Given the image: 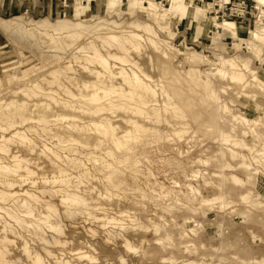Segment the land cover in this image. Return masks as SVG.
<instances>
[{
    "label": "rangeland",
    "instance_id": "obj_1",
    "mask_svg": "<svg viewBox=\"0 0 264 264\" xmlns=\"http://www.w3.org/2000/svg\"><path fill=\"white\" fill-rule=\"evenodd\" d=\"M151 1L162 14L173 0ZM254 1L245 0L252 16L239 19L227 18V10L218 15L211 12L218 8L204 7L208 23L203 30L182 16L165 29L166 20L128 4L99 11L98 0H53L54 13H46L38 6L45 9L48 0L4 1L17 4L19 10L0 14V125L16 122L15 129L28 134L27 140L14 139L10 153L27 158L28 167L37 174L31 180L35 185L29 181L22 186L16 175L1 174L16 186L11 189L3 183L0 191L16 195L0 206L18 214L20 201L26 200L35 214L46 213L47 208L56 214L51 221L59 223L65 235L62 246L51 248L56 259L50 264L60 260L71 264H264V7ZM183 2L191 15L195 6H203ZM79 6H86L85 15ZM225 19L236 23L237 40L216 28L215 23ZM140 22L156 31L157 49L148 43L147 34L140 32L144 39L130 56L142 78L143 74L154 79L149 84L158 96H144L149 101L146 107L138 99L113 98L114 106L106 107L101 117L90 114L88 106L84 113L75 111L76 99L60 94L56 84H47L52 80L47 72L64 66L70 53L61 54L66 56L62 64L51 58V53L37 51L28 37L29 30L41 44L54 38L58 45L65 32H72L79 37L76 46H86L85 38H92L100 47L98 31L105 32L113 23L129 27ZM253 32L257 40L249 39ZM111 63L118 72L121 64ZM72 64L74 73L68 75L72 79L65 85L78 95L74 84L94 79ZM125 67L135 70L129 64ZM215 68L228 73L227 78L220 72L212 75ZM232 76L236 80H230ZM192 77L209 81L215 99H208ZM113 83L129 91L117 78ZM165 84L178 92L173 100L167 98ZM44 90L56 91L60 102L46 98ZM64 100L70 103L66 105ZM178 103L183 107L182 117L174 112ZM12 133L8 131L10 136ZM63 178L70 182L67 186L60 183ZM61 195L80 196L72 203L63 202ZM0 216V233L8 221L14 232L22 235L18 238L8 233L14 240L8 245V259L27 263L21 251L24 241L45 256L32 233H22L4 213ZM47 232L46 238L51 239L52 233ZM78 252L94 261L79 259Z\"/></svg>",
    "mask_w": 264,
    "mask_h": 264
},
{
    "label": "bare ground",
    "instance_id": "obj_2",
    "mask_svg": "<svg viewBox=\"0 0 264 264\" xmlns=\"http://www.w3.org/2000/svg\"><path fill=\"white\" fill-rule=\"evenodd\" d=\"M83 1V0H82ZM101 1V2H100ZM104 1V2H103ZM155 1V0H154ZM257 2H259L260 4L263 5L264 7V0H255ZM254 1V2H255ZM99 4H100V9L101 10H107V11H111L113 9H118L120 8L122 5L124 4H128L129 7L131 8H136L142 11H151L153 12L152 14H154L156 17H161V19L166 20L167 22V26L166 28H170L171 24H172V20L178 19L179 17H183L185 20H187V22H189V24H194L198 23L199 25H196V29L199 30H203L204 28H206V25L208 23L207 21V15L205 13L204 7H209L210 9H217L215 8V4L213 3H206L203 4V6L201 7H197L195 6L196 10L194 12V15H191L192 12H190V10H188L187 6L184 4L183 0H173L171 1V5L169 9L166 10H162L163 13L162 14H158L159 12H161L158 8V5L155 4L153 1L151 0H98ZM230 2V0H217L216 3L217 5H219L221 10H227V18H229L230 16V11L229 9L225 6L226 4H228ZM191 4H194L192 2H190ZM82 4V2H81ZM80 4V6H81ZM127 5V6H128ZM79 6V7H80ZM78 7V10H80V13L85 15L86 11V6L84 7ZM118 7V8H117ZM128 11V10H127ZM133 13V12H131ZM130 13V14H131ZM154 16V17H155ZM155 17V18H156ZM156 21V20H155ZM137 22V21H136ZM130 24V23H129ZM142 23H133L131 25H129V27H123L121 24L119 23H113L111 28H107L105 29V32L98 31L99 33H97V40H101V46L98 47L96 45L95 40L91 39H86V46H81L78 45L76 46L74 44V42H76L79 37L76 36L75 34H72V32H65L64 35L61 36L60 38V42L58 43V45L56 44V41L54 38H49V41L51 43L49 44H41V42L39 41V38H37V36L35 35V33L30 32L28 30V37L29 39L33 42V45H35L37 47V51L39 50L42 53H51L50 57L54 58L55 61L61 62V60L66 57H62L61 54L64 53H70V60L65 63L64 66L61 67H57L54 68L55 70L52 71V69H50V71L52 72H47L48 74L50 73L51 75V79L50 83L47 84H51L54 83L56 84L57 89L60 91V94H65L69 97V99H76L78 102L76 104V106L73 108L75 111H79L81 113H84L85 110H88V107H90L89 112L90 114H92L93 116H99L101 117L104 114V110H106V107H112L114 106L115 102L113 101V98H117L118 100L121 99L122 101L124 100H133L134 99H138V102L146 107L148 106L149 101H146L144 99V96L147 97H151V98H156L157 92L155 87L151 86L149 84V82L154 81V79L152 80V78H150L149 76L143 75V78L141 77V74L138 73V66L136 64V62H134L130 56L132 51H138L139 50V41L143 40V36L140 34V32H145L147 34V41L148 43L155 49H157V43L154 41V37L156 36V31L154 30V28L149 24L147 25H141ZM128 25V24H127ZM216 28H218L220 30L221 33H228L230 36L234 37L236 40L238 39V32H237V25L235 22L233 21H227L226 19L223 22L220 23H215ZM161 27V26H159ZM2 28V26H1ZM105 28V27H104ZM114 28L118 29L119 31L115 30ZM3 29V28H2ZM160 29V28H159ZM164 29V28H163ZM113 30L116 33H113ZM104 31V29H103ZM218 33V32H217ZM44 35V34H41ZM217 35V34H216ZM48 36V35H47ZM250 37L255 38L257 37V34H255L254 32L250 34ZM257 40V39H256ZM141 42V41H140ZM145 42V41H144ZM50 44H54V45H50ZM113 48H116L115 52H112L111 50H113ZM26 50V49H25ZM105 50V51H104ZM43 55V54H42ZM47 57V55H45ZM39 57V56H38ZM42 59V58H41ZM38 60V59H37ZM51 60V59H50ZM40 61V59H39ZM43 61V60H42ZM111 61L117 63L119 62V65L121 64V67L118 68V72L114 71V68L116 67L115 64L111 63ZM24 62V61H23ZM64 62V61H63ZM62 63V62H61ZM72 63L77 64L81 67V69L83 70V72L85 74H87V76L92 77L94 79V82L92 83H83L82 85H78V84H74L76 85L75 87L78 89L79 94L75 95V93L73 94L72 91L70 90L71 88L67 85H65V83H70L71 81V76H68L69 74H72L73 68H72ZM47 64V63H46ZM59 64V63H58ZM63 64V63H62ZM131 65L135 68V70L132 68L129 71L126 69V65ZM231 64V63H230ZM4 65V64H2ZM48 65V64H47ZM224 65V63H223ZM232 65V64H231ZM18 66V65H17ZM32 66V65H30ZM46 66V65H45ZM55 66V65H54ZM35 67V66H34ZM49 67V66H48ZM52 67V66H51ZM76 67V66H75ZM125 67V68H124ZM129 67V66H127ZM79 68V67H77ZM75 70V69H74ZM27 71V70H26ZM30 72V71H29ZM78 71L76 70L75 73H77ZM139 72H141L139 70ZM220 72L218 71L216 68L213 69L211 71V74L214 75L215 73ZM224 72V73H223ZM222 73L220 72V74L222 75V77H226L225 71H223ZM31 73V72H30ZM29 73V74H30ZM79 73V72H78ZM234 73V72H233ZM32 74H34L32 72ZM165 75V74H164ZM169 75V74H168ZM16 76V75H15ZM29 76V75H28ZM73 76V75H72ZM231 76V75H229ZM80 77V76H79ZM78 77V78H79ZM41 78V77H40ZM81 78V77H80ZM79 78V79H80ZM118 79L121 81V84L125 87L129 88L128 92H125L124 88L122 86H115L113 83L114 79ZM160 78V77H159ZM193 78V77H192ZM227 78V77H226ZM18 79V78H17ZM46 79V78H45ZM202 79V78H201ZM199 79V77L197 78H193V83L196 85V87H202V89L207 93H205V95H207L208 99H215L216 92L214 91V89L212 88V85L209 81H204ZM230 80L234 81L236 80L235 76H232L231 78H229ZM40 80V79H39ZM42 80V78H41ZM84 80V79H82ZM35 81V80H34ZM85 81V80H84ZM89 81V80H88ZM91 81V80H90ZM148 81V82H146ZM44 82V81H43ZM49 82V81H48ZM74 82V81H73ZM155 82V81H154ZM31 83V82H30ZM118 83V82H117ZM35 84V82H34ZM72 84V83H71ZM81 84V83H80ZM154 85V83H151ZM157 84V83H156ZM118 85V84H116ZM160 85V84H159ZM40 86V85H39ZM50 86V85H49ZM73 86V85H72ZM27 87V86H26ZM32 87V86H31ZM38 87V85H37ZM163 87L168 90L169 94L168 95V99H172L177 97L179 94L178 92H176V90L170 86V85H163ZM23 88V87H22ZM40 89V87H38ZM37 88V89H38ZM73 88V87H72ZM19 89V88H18ZM36 89V88H35ZM36 89V90H37ZM45 89V88H44ZM180 90V89H179ZM14 91V89H13ZM28 92V91H27ZM45 92V93H44ZM44 95L46 98H49L51 100L54 101H59V98H61V96L59 97V95H55L56 91H52V90H44ZM172 92V93H171ZM19 93V92H18ZM140 93V94H139ZM17 94V93H16ZM40 95L41 92L39 93ZM38 94V96H39ZM139 94V95H138ZM37 95V94H36ZM138 95V96H137ZM35 96V95H34ZM33 96V97H34ZM135 96V98H134ZM137 96V97H136ZM57 97H59L58 99H56ZM203 97V96H202ZM206 97V99H207ZM66 99V98H65ZM207 99V100H208ZM117 101V100H116ZM35 102V101H33ZM32 102V103H33ZM63 102V100L61 101V103ZM156 102V101H155ZM190 102V101H188ZM21 103V102H20ZM19 103V104H20ZM64 103L67 105L70 102L67 100H64ZM73 103V102H72ZM117 103V102H116ZM124 103V102H123ZM134 103V102H133ZM154 103V102H153ZM18 104V105H19ZM59 104V103H58ZM63 104V103H62ZM125 104V103H124ZM155 104V103H154ZM34 105V104H33ZM32 105V106H33ZM127 105V104H126ZM165 105V104H164ZM189 105V103H188ZM17 106V105H16ZM20 106V105H19ZM18 106V107H19ZM52 106V105H51ZM88 106V107H87ZM128 107H132V105H127ZM15 107V106H14ZM27 107V105L25 106ZM35 107V106H34ZM134 107V106H133ZM132 107V108H133ZM154 107V106H153ZM118 108V107H117ZM142 108V107H141ZM166 108V107H165ZM34 109V108H32ZM124 109V107H123ZM159 109V108H158ZM182 105H180L179 103L175 105L174 107V112L177 115H181L182 117ZM45 110V109H44ZM108 110V109H107ZM110 110V109H109ZM129 110V109H128ZM14 111V110H13ZM113 109L110 111V113H112ZM10 112V111H9ZM53 112V111H52ZM51 112V113H52ZM86 112V111H85ZM114 112V111H113ZM118 112V111H117ZM160 113V111H158ZM134 113V112H133ZM32 114V113H31ZM187 115V114H186ZM109 116V114H108ZM114 116V115H113ZM156 116V115H155ZM57 118V116H55ZM60 117V116H59ZM71 117V116H70ZM67 118V117H66ZM73 118V117H72ZM90 118V117H89ZM104 118V117H103ZM106 118V117H105ZM154 118V117H153ZM187 118V117H186ZM28 119V118H27ZM26 119V120H27ZM33 119V118H32ZM31 119V120H32ZM39 119V118H38ZM54 119V118H53ZM59 119V118H58ZM65 119V117H64ZM62 119V120H64ZM68 119V118H67ZM100 119V118H99ZM99 119L96 121L98 122ZM110 118H106V120ZM31 120L29 122H31ZM44 120V119H43ZM70 120V118L68 119ZM66 120V121H68ZM91 120V119H90ZM117 120V119H116ZM119 120V119H118ZM25 121V120H24ZM35 120H32V122ZM37 121V120H36ZM36 121L34 123H36ZM39 121V120H38ZM42 121V120H41ZM65 121V123H66ZM73 121V120H72ZM86 121V120H85ZM89 121V119L87 120ZM86 121V122H87ZM153 121V120H152ZM12 122V121H11ZM31 122V123H32ZM43 122V121H42ZM55 122V121H54ZM59 122V121H58ZM71 122V121H70ZM84 122V121H83ZM107 122V121H106ZM125 122V121H124ZM23 123V122H22ZM37 123H40L37 122ZM72 123V122H71ZM91 123V121H90ZM167 123V122H166ZM8 124V123H7ZM18 124H20L18 122ZM24 124V123H23ZM27 124V123H25ZM30 123H28L29 125ZM85 124V123H84ZM87 124V123H86ZM15 125L16 122H12L6 126H2L0 125V186L1 184H5L7 185V188H14V186H16V183H13L12 181L10 182L9 179L5 180L3 179L4 177H1V174L3 175V173H10V174H14L19 178V181L22 185L27 184L29 181L35 185V181H31L33 175L35 174L27 165V161L21 159L19 156L17 155H12L10 153V145L12 144V142L14 141V139H18L16 141H24L27 140L28 138L26 137L28 134H23L20 133V130L17 131V129H15ZM27 125V126H28ZM38 125H41L38 124ZM54 125V124H53ZM58 125V124H57ZM65 125V124H64ZM101 125V124H100ZM109 125V123H108ZM170 126V124H168ZM26 126V125H25ZM55 126V125H54ZM71 126V124H70ZM83 126V125H82ZM86 126V125H85ZM94 126V125H93ZM117 126V125H116ZM130 126V125H129ZM16 127H19L18 125ZM23 127V126H22ZM53 127V126H52ZM105 127V125L103 126ZM102 127V128H103ZM109 127V126H108ZM115 127V126H114ZM20 128V127H19ZM25 128V127H24ZM28 128V127H27ZM25 128V129H27ZM30 128H33L32 126ZM42 128V127H41ZM49 128V127H47ZM46 128V129H47ZM23 129V128H22ZM75 129V128H74ZM77 129V128H76ZM80 129V128H79ZM30 130V129H28ZM8 131H13L12 135L10 136L8 134ZM42 131V130H41ZM79 131V130H78ZM26 132V131H25ZM35 134L37 131H34ZM33 132V133H34ZM59 132V131H58ZM83 132V131H82ZM29 133V132H26ZM31 133V131H30ZM29 133V134H30ZM32 133V135H33ZM61 133V132H59ZM113 133V131H112ZM39 134V133H38ZM45 134V133H43ZM37 135V134H36ZM46 135V134H45ZM48 135V134H47ZM46 135V137H47ZM79 135V134H78ZM115 135V133L113 134ZM35 136V135H34ZM83 136V134H82ZM38 137V135H37ZM41 137V136H40ZM38 137V139L40 138ZM51 137V136H50ZM55 137V136H54ZM102 137V136H101ZM118 137V136H117ZM48 138V137H47ZM69 138V137H68ZM41 139V138H40ZM52 139V138H50ZM55 139V138H54ZM88 139V138H87ZM118 139V138H117ZM53 140V139H52ZM57 140V139H56ZM29 141V140H28ZM58 141V140H57ZM64 141V140H63ZM103 142V141H102ZM16 143V142H15ZM20 143V142H19ZM30 143V141H29ZM59 143V142H58ZM69 143V142H68ZM80 143V142H79ZM60 144V143H59ZM119 144V143H118ZM22 145V144H21ZM49 145V143H48ZM53 145V144H52ZM81 145V144H80ZM98 145V144H97ZM67 146V145H66ZM92 146V145H91ZM99 146V145H98ZM101 146V145H100ZM115 146V145H114ZM50 147V146H48ZM63 147V146H62ZM96 147V146H94ZM52 148V147H51ZM54 148V147H53ZM80 148V147H79ZM82 148V147H81ZM86 148V147H85ZM47 149V148H46ZM58 149V148H57ZM43 150V149H42ZM48 150L50 151L51 149L48 148ZM57 151V150H55ZM41 152V151H39ZM64 152V151H63ZM29 153V152H27ZM45 153V152H44ZM62 153V150H61ZM71 152H69L70 154ZM65 154V153H64ZM74 157H75V153L73 151ZM107 155V154H105ZM50 156V155H49ZM73 156V155H72ZM71 156V158H72ZM79 156V155H78ZM59 158V157H58ZM57 158V159H58ZM4 159L9 160L10 163H5V161H3ZM70 160V159H69ZM49 161V160H48ZM51 162V161H50ZM86 163V162H85ZM90 166V165H89ZM32 167V166H31ZM39 168V167H38ZM65 173V172H64ZM68 173V172H67ZM71 173V171H70ZM69 173V174H70ZM37 174V172H36ZM35 174V175H36ZM48 176V175H46ZM70 176V175H69ZM77 176V174L75 175ZM68 177V176H67ZM66 177V178H67ZM73 177V175H72ZM8 178V177H7ZM56 178V177H55ZM46 179V178H44ZM69 179V178H68ZM42 181V179H40ZM50 180V179H49ZM72 180V179H71ZM78 180V179H77ZM45 181V180H44ZM43 181V182H44ZM46 181L48 182V179H46ZM57 180L54 179V182H56ZM60 183L62 185H68L66 179H59ZM52 182V181H51ZM50 183V182H48ZM46 183V184H48ZM58 183V182H57ZM76 183V181L74 182ZM85 183V182H84ZM90 183V182H89ZM55 184V183H54ZM51 185V184H50ZM56 185V184H55ZM73 185V184H72ZM5 187V186H4ZM18 187V186H17ZM21 188V187H20ZM24 188V187H23ZM22 188V190H23ZM52 188V187H51ZM57 188V187H56ZM60 188V187H59ZM53 189V188H52ZM66 189V188H65ZM71 189V188H70ZM21 190V192H22ZM37 190V189H36ZM48 190V189H47ZM61 190V189H60ZM7 191V190H5ZM12 191V190H11ZM14 191V190H13ZM26 191V190H25ZM51 191V190H50ZM55 191V190H54ZM53 192V191H51ZM71 192V191H70ZM8 193V192H7ZM6 192H2L0 191V204L1 203H7V198H11L13 196L16 195L15 192L7 194ZM19 193V192H17ZM27 194V193H26ZM47 195V194H46ZM31 197V195H29ZM80 196V195H79ZM77 195H71V197L69 196H63L61 195V199L63 202H72V203H77L78 198L79 197ZM58 197V196H57ZM15 199V198H14ZM32 200V198H31ZM13 201V200H12ZM63 204V203H62ZM79 204V203H78ZM77 204V205H78ZM13 205V203H12ZM6 206V205H4ZM16 206V205H15ZM12 207V206H11ZM8 207H2L0 206V212L4 213L5 216L8 217V219H10L15 225L19 226L20 228H22V233L25 232H29L32 233V236L34 239H36L37 241L40 242V246H42L43 251L45 252V256L43 257L42 254H40L37 251H34L33 248L29 245L28 242L24 241V246L21 249L23 256L26 258V264H50V262H52V259H56V256L54 254V252L51 250V248H55L58 246H62L63 242L61 241V237L65 235L64 229L62 228V226L59 223H52L51 220H53L54 217H56V214L53 213L50 208H47V212L46 213H38L35 214L34 209L31 207V205L25 200V201H20L19 203V213H14L11 212L7 209ZM10 208V207H9ZM16 208L13 205V209ZM71 209V208H70ZM105 209V208H104ZM64 211V210H63ZM60 212V211H59ZM82 216V215H81ZM84 216V215H83ZM91 216V215H90ZM0 218H2V216H0ZM104 218V217H103ZM107 218V217H106ZM65 219V218H64ZM120 220V219H118ZM121 221V220H120ZM123 221V220H122ZM119 222V221H116ZM126 222V221H125ZM124 222V223H125ZM12 223V224H13ZM68 223V222H67ZM106 223V222H105ZM111 223V222H110ZM115 223V222H114ZM7 225H5L3 227V230L0 233V264H16L15 262H12L11 259H8V254H9V249H8V245L10 243H13L14 240H11L8 237V233L14 234L16 235L18 238H21V232H14V229L12 227V225L8 224V221L6 222ZM109 224V223H107ZM117 224H120L117 223ZM115 225V224H114ZM121 226V225H120ZM125 226V225H123ZM96 228V227H94ZM124 228V227H123ZM122 228V229H123ZM49 231L50 233H52V237L51 239H47L46 238V232ZM121 232V231H119ZM48 233V232H47ZM25 234V233H24ZM26 235V234H25ZM25 238V237H24ZM128 242V241H127ZM129 243V242H128ZM123 244V243H122ZM35 246V245H34ZM126 246L129 247V244ZM131 248V247H130ZM64 253V252H62ZM76 255H79V259L81 260H86V261H94V258H92L90 255H86L83 254L81 252H78ZM46 259L49 261H46ZM122 261V260H121ZM57 264H71L70 262L66 261H55Z\"/></svg>",
    "mask_w": 264,
    "mask_h": 264
},
{
    "label": "built area",
    "instance_id": "obj_3",
    "mask_svg": "<svg viewBox=\"0 0 264 264\" xmlns=\"http://www.w3.org/2000/svg\"><path fill=\"white\" fill-rule=\"evenodd\" d=\"M187 1L192 2L196 5L213 3V4H215L214 7L218 8V11H211V12H215L218 15L221 13V9H220L219 5H217V3H216L217 0H187ZM225 6L230 11V16H229L230 19H232V18H235V19L245 18L247 15H251V12H249V7L246 4L245 0H230V2L228 4H226ZM222 14H223V16L225 15L224 11Z\"/></svg>",
    "mask_w": 264,
    "mask_h": 264
},
{
    "label": "crops",
    "instance_id": "obj_4",
    "mask_svg": "<svg viewBox=\"0 0 264 264\" xmlns=\"http://www.w3.org/2000/svg\"><path fill=\"white\" fill-rule=\"evenodd\" d=\"M5 0H0V14L1 15H4V14H13V12L15 11H18L19 8L17 6V4H14V5H9L8 3H4ZM12 1V0H11ZM48 4L49 6L45 7V9L40 6H38L40 9L39 11H42V12H52L54 13V5H53V0H48ZM239 30V29H238ZM237 30L238 34H239V31Z\"/></svg>",
    "mask_w": 264,
    "mask_h": 264
}]
</instances>
